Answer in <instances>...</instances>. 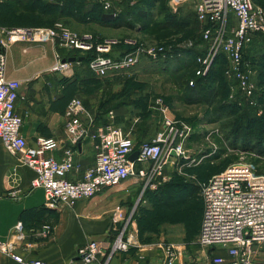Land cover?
Instances as JSON below:
<instances>
[{"label":"rangeland","instance_id":"rangeland-1","mask_svg":"<svg viewBox=\"0 0 264 264\" xmlns=\"http://www.w3.org/2000/svg\"><path fill=\"white\" fill-rule=\"evenodd\" d=\"M263 2L253 0L254 5L262 9ZM173 5L170 0H116L109 11H103L95 0H6L0 3V26L50 28L61 23L78 34H91L97 41L127 39L140 49L135 65L111 71L103 78L92 73L93 78L85 64L73 62L65 73L50 72L49 68L46 73L23 82L20 111L24 118L38 108L40 99L54 101L60 95L54 90L65 88L67 100L79 98L89 113L90 108L101 115L116 110L115 123L122 130L128 123H154L150 126L157 132L161 116L164 117L156 109L154 101L157 99L165 104L168 118L190 126L183 144L186 158L173 156L172 163L168 161L163 172L165 179L160 185L143 190L140 180L130 178L118 187L80 200L95 199L97 223L101 230L108 228L107 234L112 237L127 226L125 236L131 234L132 238L129 250L122 254L135 264H163L162 247L167 245L175 246L181 261L206 264L218 253L203 248L198 242L202 204L199 193L192 196L193 188L227 166L240 162L252 163L258 173L264 174V123H247L251 117L262 115L260 103L249 104L248 98L236 87L227 58L221 54L202 79L205 100L199 103L192 100L197 88L196 84L191 86L188 82L198 68L196 59L205 54L206 46L202 44V29L195 18L193 3ZM88 10L94 11V15L97 11L103 20L77 19ZM141 14L147 27L142 26ZM230 20L236 24L233 16ZM34 44L52 45L61 58L70 55L59 46L58 40ZM157 47L171 49L165 59L159 57L158 62L152 61L148 54ZM169 55L171 57H167ZM216 117L220 120L213 123ZM143 167L146 165L140 164L136 169ZM15 195L14 200H19L17 191ZM116 210L124 214L123 220H113ZM102 259L99 255L94 263L103 264ZM260 259L264 262V247L260 248Z\"/></svg>","mask_w":264,"mask_h":264},{"label":"built area","instance_id":"built-area-1","mask_svg":"<svg viewBox=\"0 0 264 264\" xmlns=\"http://www.w3.org/2000/svg\"><path fill=\"white\" fill-rule=\"evenodd\" d=\"M5 1L0 0V3ZM95 1L103 11H109L116 0ZM170 2L177 7L193 3L195 18L201 25L202 44L206 49L205 54L196 59L198 68L195 76H204L216 56L222 54L230 64L236 87L248 98L249 104L254 105L256 87L251 80L252 72L243 64L242 58L253 36H264V10L255 6L253 0ZM232 16L236 24L231 23ZM55 40L70 55L65 58L57 56L50 72L65 73L72 63L62 62V59L84 58L94 52L95 57L89 61L88 69L95 77L103 78L111 71L135 65L140 52L127 39L97 41L91 34H78L61 23L50 28L0 26V141L9 154L34 173L30 188L43 191L44 208L56 210L73 205L76 201L98 195L104 189L118 187L130 178L140 180L143 190L160 185V181L165 179L163 172L168 161L172 163L173 156L186 158L183 144L191 131L187 124L165 115V104L161 99L154 101L156 109L164 115L163 119L161 116V126L150 141L139 146L135 145L129 133L113 123L95 126V115L89 113L77 97L71 98L65 108L66 145L63 148L59 140L51 137L39 136L32 144L27 143L22 134L23 120L17 112L22 83L7 78L6 52L17 43H47ZM170 50L157 47L149 50L148 54L152 61H157L159 57L165 59L166 52ZM189 85H193V80L189 81ZM108 119H114L113 111H109ZM87 141L94 153V164L84 170L81 177L70 179L68 175L80 169L75 160L77 147ZM60 149L62 156L54 157L53 153ZM134 151L138 152V156L132 162L129 156ZM140 164L146 167L137 170ZM10 181L13 185L18 182L15 168ZM198 185L202 202L198 242L203 248H211L218 253L210 257L206 264H264L260 259V248L264 247V174L258 173L254 164L240 162L227 166ZM15 194L16 191H12L7 197L15 199ZM2 198L0 196V201ZM123 219L124 214L120 210L113 212L114 221ZM126 227L123 226L114 237L107 235L88 241L77 249V258L83 264H92L100 255L103 264H108L117 252H127L132 235L125 236ZM50 232L51 226L43 224L36 234L44 238ZM24 240L22 223L18 222L11 238L0 240V253L19 264H47L37 259L25 260L16 253L17 244ZM162 250L163 264H197L181 261L174 245L162 247Z\"/></svg>","mask_w":264,"mask_h":264},{"label":"crops","instance_id":"crops-1","mask_svg":"<svg viewBox=\"0 0 264 264\" xmlns=\"http://www.w3.org/2000/svg\"><path fill=\"white\" fill-rule=\"evenodd\" d=\"M262 7L264 9V2ZM48 44L41 47L34 43H17L10 46L6 52L7 78L21 81L23 84V82L33 79L34 76L42 72L46 73L55 63L56 57L60 56L56 52L57 50ZM244 58L248 69L252 72L251 79L255 87L258 91L264 92V36H253L251 43L244 51ZM76 65L81 64L77 63ZM53 90L50 89L51 92H58L59 97L53 99L54 101L40 99L38 108L31 114L26 115L25 118L20 111V90L17 112L23 120L22 134L29 144H32L36 137L42 136L59 140L62 148L66 145V142H64V112L69 101L67 96L64 95L65 88ZM62 95L63 98L60 97ZM262 109V113H264V106H262ZM90 111L95 115L96 110L94 108H90ZM111 111L114 114L113 120H109L106 115H103L100 121L95 120V126L113 123L120 127L115 123L116 110ZM128 124L129 126L123 131L129 133L137 146L141 142L152 139L156 133L155 128L153 129L150 126L154 123ZM53 156L60 158L62 149L55 151ZM75 160L79 163L80 169L77 173H70L68 175L70 179L81 177L83 171L94 164V154L88 141L79 144ZM14 168L18 176L16 185H13L10 181V175ZM33 177L34 173L23 166L15 156L9 154L1 143L0 196L3 198L0 201V240H9L14 231V226L16 223L21 222L25 240L17 244L16 253L23 259H37L47 264H81L76 256V249L79 245L90 239L111 236L107 234L108 228L101 230V225L97 223L98 214H94L96 212L94 211L95 199H91L89 202H76L67 209L48 210L43 205V191L40 189L31 190L30 188ZM12 191H17L20 197L19 200L7 197L8 193ZM90 206H92L91 211L87 212L86 210ZM43 224L50 225L51 232L47 237L40 238L37 237L36 231ZM28 244L32 246H26ZM126 257H128L126 254L120 253L112 259L110 264H135L133 260ZM0 264L19 263L0 253Z\"/></svg>","mask_w":264,"mask_h":264},{"label":"trees","instance_id":"trees-1","mask_svg":"<svg viewBox=\"0 0 264 264\" xmlns=\"http://www.w3.org/2000/svg\"><path fill=\"white\" fill-rule=\"evenodd\" d=\"M62 5H63V3H62ZM101 9V8H100ZM74 10V9H73ZM75 12H76V9H75ZM96 12V14L97 15H94L95 13H94V11H92V10H88L87 12H83L81 15H79V16H77V19L79 20L80 18H83V20H86V19H88V20H91V21H98V22H101L103 19L100 17V15H99V13L97 12V11H95ZM74 16V15H73ZM143 16V14H141L140 15V20H141V23H142V26H144V27H147V23H146V21H142V17ZM7 27H13V26H7ZM245 51V50H244ZM244 51H243V58H242V61H243V64H246V61H245V58H244ZM113 55V54H112ZM222 55V54H221ZM223 56V55H222ZM95 57V53L94 52H90V53H88L87 55H85V57L81 60V61H77L78 62V64H85L86 65V67H87V69H88V63H89V61L91 60V59H93ZM113 57V56H112ZM216 61V58H215V60H214V62ZM213 62V63H214ZM88 72L92 75V73L90 72V70L88 69ZM93 76V75H92ZM206 76V75H205ZM205 76H200V77H197V76H195V74H194V76H193V78L191 79V80H193V85L192 86H194V84H196L195 86H196V88H197V92H196V97L195 98H193L192 100L193 101H195L196 103H199V102H202L203 100H205V96H206V89H205V87L203 86V78L205 77ZM93 78H94V76H93ZM190 80V81H191ZM188 84H189V82H188ZM260 93H263L262 95H259ZM255 100H256V103L258 104V103H260V105H261V107L262 106H264V92H260V91H258L257 90V88H256V92H255ZM192 102V101H191ZM249 106V105H248ZM250 107V106H249ZM98 110V109H97ZM111 111V110H110ZM107 113V114H106ZM106 113H104V114H106V116L108 117V113H109V111L108 112H106ZM102 116H103V114L101 115L100 114V112L99 111H95V118H96V120L97 121H100L101 120V118H102ZM218 117V116H217ZM216 117V118H217ZM215 118V120L213 121V123L214 122H217L218 120H220V118H217L216 119ZM254 119V120H253ZM251 122V123H264V113H262V115L260 116V117H251L249 120H247V123L248 122ZM249 122V123H250ZM224 170V169H223ZM222 170V171H223ZM218 174V173H217ZM213 175H215V174H213ZM212 176V175H211ZM210 176V177H211ZM210 177H208L205 181H207ZM205 181H203V182H205ZM199 193V187H194L193 188V190H192V196L193 197H195V196H197V194ZM201 204H202V202H201ZM201 217H202V211H201Z\"/></svg>","mask_w":264,"mask_h":264},{"label":"water","instance_id":"water-1","mask_svg":"<svg viewBox=\"0 0 264 264\" xmlns=\"http://www.w3.org/2000/svg\"><path fill=\"white\" fill-rule=\"evenodd\" d=\"M82 59H83V58H81V57H79V58H77V59L71 57V58H68V59H62V62H70V63H73V62H75L76 60L81 61ZM137 156H138V152H137V151H134V152L129 156V159H130L132 162H134V161L136 160Z\"/></svg>","mask_w":264,"mask_h":264}]
</instances>
